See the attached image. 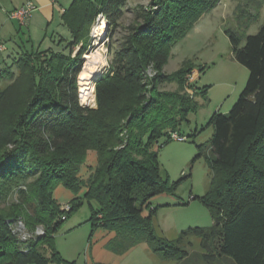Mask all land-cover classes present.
<instances>
[{
	"label": "trees",
	"instance_id": "trees-1",
	"mask_svg": "<svg viewBox=\"0 0 264 264\" xmlns=\"http://www.w3.org/2000/svg\"><path fill=\"white\" fill-rule=\"evenodd\" d=\"M127 1L72 0L61 13L71 39H60V50L22 49L0 68V204L12 190L18 201L8 213L0 210V264H48L41 244L66 220L52 198L58 184L74 193L84 189L87 201L97 204L91 220L115 232L111 248L123 252L144 238L164 257L187 255L179 240L155 235V209L143 215L142 208L151 197L172 192L174 186L158 175L155 145L196 106L182 93L189 63L171 74L163 71L170 46L218 0H149L132 8L123 26ZM252 1L257 8L262 4ZM238 9L244 30L256 14L240 4ZM98 13L108 20L107 37L119 28L123 33L107 45L108 66L94 81L96 105L85 106L77 77ZM239 30L224 32L248 78L230 111L210 119L212 175L202 201L212 224L189 231L200 238L207 260L224 255L235 264H264V22L253 34ZM169 82L177 90L159 88ZM90 150L97 163L84 178ZM70 204L66 218L80 200ZM11 215L23 216L28 230L42 225L45 234L20 243L6 221Z\"/></svg>",
	"mask_w": 264,
	"mask_h": 264
},
{
	"label": "rangeland",
	"instance_id": "rangeland-1",
	"mask_svg": "<svg viewBox=\"0 0 264 264\" xmlns=\"http://www.w3.org/2000/svg\"><path fill=\"white\" fill-rule=\"evenodd\" d=\"M259 1H262V4L257 8L252 5L254 3L252 0H218L186 30L181 38L171 44L168 61L163 68L165 73L171 74L177 71L183 62L189 63V66H185L189 67V70L184 75L182 93L195 101L196 106L194 110L186 113L175 130H170L168 136L161 137L155 145L158 175L161 180L174 188L170 193L151 197L143 206L142 213L147 215L155 209L152 216L155 235L170 242L179 240L176 244L185 250L186 257L184 259L164 257L161 253L155 252L152 244L144 238L123 252L111 248L109 241L114 237L115 232L94 224L91 220V212L97 209V204L94 201H87L84 197V189L74 193L58 184L52 190V198L60 204V207L75 198L80 200V204L52 233L51 240L41 244L40 250L47 258L48 264H235L231 258L224 255H214L207 260L203 256L206 251L200 246V238L189 230L207 229L212 224L211 211L202 201L209 191L212 175L208 158L211 156L210 141L214 128L210 119L214 113L230 111L245 87L249 73L248 69L233 57L231 44L224 30L226 28L239 30L237 15L240 4L246 10L245 13L256 14V18L251 20L244 30L239 31H242L244 36L256 33L264 22V0ZM70 2L71 0H58L59 4L54 7L53 13L50 11L48 15L46 9L42 12L39 4H36L38 7L33 14H39L41 20L45 22L39 28L32 23L19 27L23 42L21 49L31 50L33 47L34 50H45L52 45V39L59 34L64 35L66 27L62 24L59 8L60 6L67 8ZM148 3L149 0H128L121 24L124 26L130 22L132 8L137 5L147 6ZM122 33L123 29L119 28L111 34V38L107 37L110 35L108 28L102 38L92 44L91 49L88 50L104 49L102 52L105 63L91 81L94 103L83 105H96L94 81L105 73L108 66V43ZM243 42L244 39L241 44ZM6 43L8 51L0 52L1 59H9L4 66L10 65L13 59L10 54V40L7 39ZM8 55H11L10 58H7ZM14 56L17 57V54L15 53ZM159 88L175 91L178 85L176 82H169L160 85ZM173 134H176V138H172ZM96 163V152L88 151L81 176L86 178L90 168H94ZM17 202V194L12 190L7 199L0 204V210L8 213L12 205ZM18 218L25 224L23 216L7 217L10 230L12 226L9 223ZM44 234L43 231L37 237ZM14 236L23 243L17 235Z\"/></svg>",
	"mask_w": 264,
	"mask_h": 264
},
{
	"label": "crops",
	"instance_id": "crops-1",
	"mask_svg": "<svg viewBox=\"0 0 264 264\" xmlns=\"http://www.w3.org/2000/svg\"><path fill=\"white\" fill-rule=\"evenodd\" d=\"M24 2H26V0H0V42H2L6 47V49L3 51H8L6 40L7 39L10 40L11 42L10 54H12L13 59L16 58L14 56L15 53L17 54V57L21 53L22 51L21 46L23 42L20 37V30H19L20 25L17 23V21L9 17V12L21 6ZM33 4L35 6L36 4H39L38 6L40 7L42 12H45V9H46V15H48V12L50 13V11L53 13L54 7H56L59 3H58V0H35ZM38 6H36V9ZM65 8L63 6H60L59 8L60 12L62 13ZM43 22L45 21L41 20V16L37 13H34L31 16L28 24L32 23L39 28L43 24ZM63 26L66 27L64 24ZM65 29H66L65 34L64 35L59 34L58 37H55L54 39H52L51 40L52 45L49 46L48 48H52L53 50H60L62 48V45H64L65 43L58 44V41L60 39H64L67 41L71 39L68 28L66 27ZM28 36L30 37L29 28H28ZM31 49H33V47H31ZM3 51H0V52H3ZM10 56L11 55H8V57L7 56L6 57L10 58ZM8 61L9 59L0 58V68L6 65Z\"/></svg>",
	"mask_w": 264,
	"mask_h": 264
},
{
	"label": "built area",
	"instance_id": "built-area-1",
	"mask_svg": "<svg viewBox=\"0 0 264 264\" xmlns=\"http://www.w3.org/2000/svg\"><path fill=\"white\" fill-rule=\"evenodd\" d=\"M35 9L36 6L33 4V2L31 0H27L21 6L9 12V17L17 21V23L20 26H27L32 16V13L34 12ZM95 28H103L106 32L108 30V20L106 16H104L102 13H98L96 15L94 23L91 27L90 30V36L92 39L91 44H95V42L97 41L98 36L93 34ZM5 49H6L5 45L2 42H0V51H3ZM152 73L153 72L151 70H148L149 76L152 75ZM172 138H176V134H173ZM60 210H61L60 219L62 220L66 219L67 213L71 210V204L66 203L62 205L60 207ZM9 224L12 226L11 228L12 234L17 235L20 241L24 243L28 242L31 239H35L37 236L41 235L44 231V227L42 225H38L35 227L34 230L28 231L25 227L24 222L20 218L15 219L13 222Z\"/></svg>",
	"mask_w": 264,
	"mask_h": 264
},
{
	"label": "bare ground",
	"instance_id": "bare-ground-1",
	"mask_svg": "<svg viewBox=\"0 0 264 264\" xmlns=\"http://www.w3.org/2000/svg\"><path fill=\"white\" fill-rule=\"evenodd\" d=\"M96 31V32H95ZM103 28H95L94 33L97 35V40L102 38L104 34ZM102 48H95L91 51L84 53L82 69L78 75V86L80 91L79 100L82 104L90 105L94 103V94L91 90L92 78L99 72L103 67L104 55Z\"/></svg>",
	"mask_w": 264,
	"mask_h": 264
},
{
	"label": "water",
	"instance_id": "water-1",
	"mask_svg": "<svg viewBox=\"0 0 264 264\" xmlns=\"http://www.w3.org/2000/svg\"><path fill=\"white\" fill-rule=\"evenodd\" d=\"M88 51V50H87ZM79 90V89H78ZM82 104V103H81ZM83 105V104H82Z\"/></svg>",
	"mask_w": 264,
	"mask_h": 264
}]
</instances>
